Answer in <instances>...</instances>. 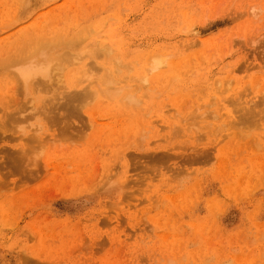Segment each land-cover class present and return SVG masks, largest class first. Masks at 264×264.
<instances>
[{
	"label": "rangeland",
	"instance_id": "obj_1",
	"mask_svg": "<svg viewBox=\"0 0 264 264\" xmlns=\"http://www.w3.org/2000/svg\"><path fill=\"white\" fill-rule=\"evenodd\" d=\"M0 264H264V0H0Z\"/></svg>",
	"mask_w": 264,
	"mask_h": 264
},
{
	"label": "bare ground",
	"instance_id": "obj_2",
	"mask_svg": "<svg viewBox=\"0 0 264 264\" xmlns=\"http://www.w3.org/2000/svg\"><path fill=\"white\" fill-rule=\"evenodd\" d=\"M195 33H196V32H195ZM100 42H102V41H100ZM96 43H97V41H96ZM96 43H95V44H96ZM93 44H94V43H93ZM101 44H102V43H101ZM103 44H105V43H103ZM27 64H28V63H27ZM34 64H35V63H34ZM35 65H37V64H35ZM35 65H34V66H35ZM38 66H39V65H38ZM38 66H37V67H38ZM41 66H42V68L44 67V66H43V63H42ZM48 66H50V65H48ZM30 67H32V69L36 68V67H33V65L31 64L30 66L27 65V68H26V69L31 70ZM22 68H23V67H22ZM24 68H25V66H24ZM29 68H30V69H29ZM42 68H41V69H42ZM26 69H24V70H26ZM21 70H22V69H21ZM28 70H27V71H28ZM42 70L47 71L46 68H43ZM20 73H21L20 75L23 76V71H21ZM17 75H18V74H17ZM18 76H19V75H18ZM24 77H28L26 71H25V73H24ZM40 77H41V76L39 75V77L37 76L36 78H37V79H38V78L40 79ZM47 77H48V76H47ZM47 77L45 76L44 79H46ZM39 79H38V80H39ZM34 130H36V131H34ZM30 131H31V130H30ZM33 131H34V132H37V129L35 128V129H33ZM35 134H36V133H35Z\"/></svg>",
	"mask_w": 264,
	"mask_h": 264
}]
</instances>
